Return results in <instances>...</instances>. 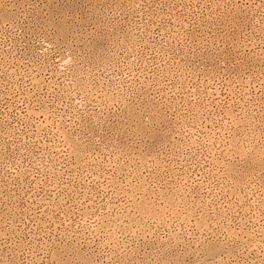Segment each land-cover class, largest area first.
I'll list each match as a JSON object with an SVG mask.
<instances>
[{
  "label": "rangeland",
  "instance_id": "1",
  "mask_svg": "<svg viewBox=\"0 0 264 264\" xmlns=\"http://www.w3.org/2000/svg\"><path fill=\"white\" fill-rule=\"evenodd\" d=\"M0 264H264V0H0Z\"/></svg>",
  "mask_w": 264,
  "mask_h": 264
}]
</instances>
